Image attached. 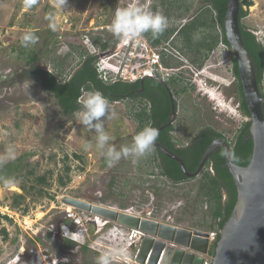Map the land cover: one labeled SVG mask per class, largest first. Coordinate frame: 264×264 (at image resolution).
<instances>
[{
	"label": "rangeland",
	"instance_id": "obj_1",
	"mask_svg": "<svg viewBox=\"0 0 264 264\" xmlns=\"http://www.w3.org/2000/svg\"><path fill=\"white\" fill-rule=\"evenodd\" d=\"M86 1L67 0L70 11L67 8L61 11L55 7L56 0H0V154L11 143L15 146V159L22 157V164L34 169L36 175L46 174L48 183L46 196H25L15 208L11 206L12 197L22 194L19 188L22 180L0 186V215L11 221H0V264H49V260L78 264L82 251L79 246L87 250L84 253L86 264H96L98 255L115 247L127 248L135 260V249L130 246L136 245L138 232L113 223L99 228L92 222L93 215L67 205L64 202L67 198L115 210L129 209L131 213L133 210L149 212L153 220L160 222L170 218L180 228L210 230V202L199 195L200 174L175 185L159 176L150 161L151 153L139 159L121 158L109 166L95 148L94 131L82 126L74 114H61L54 99L24 75L30 52L36 53L38 66L53 74L59 82L77 70L82 56L96 58L94 66L99 63L108 71H105L110 79L108 83L131 82L139 79L144 71H153L144 67L145 54L150 51L146 50L142 39L129 40L128 47L122 46L126 40L114 36L110 26L115 11L129 3L145 7L148 1L153 6L152 11L164 14V8L159 5L161 0H110L115 11L108 12L107 22L102 18L103 12L98 13L102 9L98 8V3L103 0H88L85 6L92 10L81 8ZM251 2L241 23L264 44V0ZM202 6L200 0H185L179 12L172 10L168 16V27L178 29ZM53 21L55 30L49 26ZM28 31L33 32L38 41L24 47L22 38ZM100 42L106 45L104 50ZM176 45L177 49L169 51L178 57L176 60L181 65L195 73L194 83L200 88V92L189 94V105L204 108L207 120L200 124L211 125L232 142L248 118L238 111L231 52L218 45L208 54V62L198 66V60L183 50L179 40ZM21 46L23 49L19 50ZM151 58L157 62L155 54L148 60L150 65ZM192 59L196 62H190ZM203 68L205 71L200 73ZM261 91L264 93V72ZM85 92L82 91L80 104ZM111 107L117 115L105 120V130L113 137L110 143L117 149L130 146L138 132L133 114L140 105L125 98L111 103ZM86 142L92 145L87 150L84 148ZM66 167L69 168V181L60 186L59 178L66 181ZM61 225L76 234L64 238ZM64 240L74 245L67 246Z\"/></svg>",
	"mask_w": 264,
	"mask_h": 264
},
{
	"label": "trees",
	"instance_id": "obj_2",
	"mask_svg": "<svg viewBox=\"0 0 264 264\" xmlns=\"http://www.w3.org/2000/svg\"><path fill=\"white\" fill-rule=\"evenodd\" d=\"M184 1L185 0H163L161 4L164 10L167 11L181 10L180 8L182 7V3ZM200 2L203 5L200 11L178 28L179 38L182 46L187 49L188 53L194 55V58L198 60V66L201 65L200 56H208V54L211 53L216 48V46L218 47V45L227 48L231 52L223 28V21L228 0H200ZM176 3L178 4L177 7L174 6ZM251 5V0H240L238 23L243 45L249 53L256 72V81L259 92L264 99V93L261 91V82L264 72V44L257 39L256 35L252 31L247 29L241 23V20L247 15V10L245 9H248ZM105 46V44L100 42V48L102 50L105 49ZM18 48L19 50L23 49V46ZM9 50L11 53H13L12 47H10ZM81 53L83 54V52ZM231 55V72L233 78L236 81L234 94L238 102V111L241 115L248 118V120L239 127L236 136L234 137L231 144H229L230 159L234 165L246 167L250 161L252 153V138L249 131L250 116L239 81L236 59L232 52ZM95 60L96 58L94 56H88L84 61H82V63L79 62L80 66L76 71L73 72L72 75H70L65 81L59 82L53 74L42 70L38 66L39 59L36 53L30 52L25 61V63L29 66L23 73L26 78L38 83L41 90L46 92L54 99L58 109L63 115H72L79 110L81 107V104H79V99L81 97L82 91H100L110 101V103H112L122 100L125 97L121 96L122 94L128 93L130 90L136 89L138 87V81L104 84L102 80L100 81V79H96L97 73L94 66ZM196 60L192 59L194 63ZM164 65L168 66V63L164 62ZM135 96L133 95L131 97L134 98ZM139 105V110L133 114V120L137 123V131L142 129V126L146 122L147 118L154 120V118L157 116V112H155L157 111L155 106L156 104L152 106V114L150 115H146L147 113L145 111V107H143L141 103H139ZM208 133L211 134V137L206 139L207 136L210 135ZM203 135L204 141L201 144H195V146H190L186 150L175 151L174 155L182 160L185 169L189 172L195 171L204 151L214 139L225 140L223 135L216 130L209 132L206 131V133L202 134V137ZM196 141L197 140H194L195 143ZM224 153V149H219L217 152L212 153L201 169V173H199L201 176L199 195L206 197L210 202L209 216L212 223L209 226V232H216V241L208 253L209 256L212 257L214 255L215 245L219 239L220 231L223 228L225 222L231 216L237 201L236 187L232 176L225 165ZM159 156L161 159H164L161 161L162 164H159V161H156V157L154 155L153 158L156 162L155 168L159 169L160 173L166 176L172 182L181 183L184 181L193 180L195 178H187L185 175H183L182 170L174 160L166 158L162 154H159ZM74 157L77 160H80L79 156L74 155ZM21 158L7 162L2 167H0V186L3 187L8 185L5 183V181L8 179L14 180L16 182H20V179L22 180V184L20 182L19 187L22 191V194H16L12 197L11 206L13 208L18 207L25 196L43 197L47 195V175H36L34 169H28L22 164ZM65 173L66 181H64L62 178H59L60 186H64L66 182L69 181L67 175L69 173L68 167L65 168ZM1 220H7L8 222H11L10 219L5 215H0V221ZM1 232L5 235L4 229H2ZM67 242V246H69L71 241Z\"/></svg>",
	"mask_w": 264,
	"mask_h": 264
},
{
	"label": "water",
	"instance_id": "obj_3",
	"mask_svg": "<svg viewBox=\"0 0 264 264\" xmlns=\"http://www.w3.org/2000/svg\"><path fill=\"white\" fill-rule=\"evenodd\" d=\"M240 0H228L223 21L226 40L236 59L239 81L249 112L252 138L251 158L246 167L231 162L230 149L223 141H214L204 151L193 173L188 172L181 159L161 149L174 160L186 177H197L209 156L219 147L229 155L225 165L234 181L237 201L229 219L220 231L215 245L212 264H264V117L263 103L252 60L243 45L238 13ZM159 149V147H157ZM64 202L80 210L102 215L130 230L142 232L146 237L136 256L138 264H202L200 255L207 253L208 234L120 214L91 205L82 200L67 198ZM189 248L183 252L174 246Z\"/></svg>",
	"mask_w": 264,
	"mask_h": 264
},
{
	"label": "flooded vegetation",
	"instance_id": "obj_4",
	"mask_svg": "<svg viewBox=\"0 0 264 264\" xmlns=\"http://www.w3.org/2000/svg\"><path fill=\"white\" fill-rule=\"evenodd\" d=\"M77 1L80 3L82 0H77ZM162 1H159L160 6H162L161 4ZM87 3H88V0L85 2V4L82 5L81 8L87 7V9L89 8L92 10L90 6H85L87 5ZM94 3H96V1ZM90 4H93V3L91 2ZM98 5H99L98 8L102 7L101 10L99 9L98 13L100 14L101 12H103L102 18H104V20H106L107 22V19L109 17L108 12L110 11V13L111 12L114 13L115 8L112 7V5L110 4V0H103V2L99 1ZM149 7L152 10L153 8L152 4L149 5V3L147 2V8ZM177 11L179 12V10ZM163 13H164L163 15L166 18H168V16L172 13V10L170 11L164 10ZM100 28L102 27H98V29ZM178 30L179 29H173L172 27H167L166 30L162 34H160L157 38H153L150 33H146L142 37H140L143 43L145 44L146 50L150 51V53L145 54L146 61L144 62L145 63L144 67L146 70L152 69L154 73L147 74L146 76H142L141 78L136 79V81H138L139 83L138 87L136 89L130 90L128 93H124L121 95V96H125L123 99L126 98L128 100H134L138 103H141L143 107H145V111L147 113L146 115L152 114L151 113L152 106L156 104L155 106L157 108V111L155 112H157V116L154 118V120H150L149 118H147L146 122L142 126L143 128L144 126L151 124L153 127H156L159 129L158 139L155 142L154 150L151 152V160L149 159L154 166L156 164L153 158L154 155L156 157V161H159V164H162L161 161L162 159H164V158L161 159L159 154H162L164 157L171 159L166 154H164L161 149L174 155L175 151L177 150H186L190 146H195V144H201L204 141V135L202 137V134L206 133V131L209 132V131L215 130L209 124H204V125L200 124L201 121L207 120V115H206V112L204 111L205 110L204 108H201L198 105H194V107H192V105H189L190 103L189 94H191V92H195L196 90L200 92V88H198L197 85L194 83V80H196L195 73H193L192 70H190L188 67L181 65V63L176 60L178 57L169 51V49L178 48L176 45V41L177 40L180 41ZM180 44L182 46L181 42ZM182 48L184 51L186 50L185 52H187V49L184 46H182ZM155 54L157 55V62H156L157 64H153L152 63L153 59L151 58V63L153 65H156V66H153L152 64L150 65V61L148 60L150 57H153ZM204 57H205L204 55H201L200 61H201V64L203 63L205 65L208 62V56H206L205 58ZM86 58L87 57L82 56L81 63ZM171 59H172V63H170ZM154 60L156 61L155 58ZM164 62H167L168 66H165ZM190 62L194 63L192 60ZM205 67H208V66H205ZM204 68L200 70V73H203L205 71ZM96 79H99L98 76L96 77ZM116 82H124V81L116 80V81H113L112 83L104 82V84H114ZM133 95L134 96L136 95V96L132 98L131 96ZM64 116H69V115H64ZM210 137H211V134L208 135L206 139ZM194 140H197L196 143L194 142ZM225 140L214 139L211 143H213L214 141H223L228 145L230 149L229 144H231V141H228L227 139ZM157 147H159V149ZM219 149H223V147L217 148L214 152H217ZM157 170L161 178H165L169 182L175 185L180 184V183L172 182L166 176L162 175L159 169ZM193 172H190V173H193ZM187 178H192V177H187ZM101 205L102 204L96 205V206L103 208V209L115 211L120 214H126V215L130 214V216H134L139 219H144L148 221H153V222L158 223L159 225H168V226H174L176 228H180L177 225H175L171 220H169L170 218L169 219L167 218L166 221L157 222L151 218V213L149 212L133 210V212L131 213L129 209L115 210V209H111L110 207H104ZM74 209L79 210V211H84V210H80L77 208H74ZM86 212L94 216L93 217L94 219L92 222L95 225H97L99 228L100 227L102 228L111 223L122 226L117 222L108 220L102 215L96 216V214H92L91 212H88V211ZM101 220L104 222V226H103V222H100ZM181 228L185 229L186 231H190L192 235L195 232H201L204 234L209 233V231L205 232V231H199V230H195L191 228L190 229L184 228V227H181ZM145 237L146 235L144 233L138 237V241H136L135 236L131 237L133 240L135 239V242H137L135 246H133V244L132 246H130V247H134L135 250L133 251V253H135L136 256L142 244V240ZM66 243L68 242L66 241ZM72 245L74 244L71 243V246ZM174 247L182 250L185 253L191 252L190 249L186 247L182 248L179 246L178 248V246L176 245ZM211 247L212 246L210 245L207 246L208 253L210 252ZM79 249L82 251H80V255L78 257V260L79 261L81 260V263L79 262L78 264H86V262L84 261V253L87 250L85 249V247H82V246L81 247L79 246ZM206 255L208 254L206 253L200 256L204 260ZM49 261H50L49 264H70L68 260L58 261V262H55L53 260H49ZM132 261H133V264H137L136 260L132 259ZM43 262H45V260H43ZM38 264H43V263L38 262ZM45 264H48V263L45 262Z\"/></svg>",
	"mask_w": 264,
	"mask_h": 264
},
{
	"label": "clouds",
	"instance_id": "obj_5",
	"mask_svg": "<svg viewBox=\"0 0 264 264\" xmlns=\"http://www.w3.org/2000/svg\"><path fill=\"white\" fill-rule=\"evenodd\" d=\"M55 7L61 11L66 8L70 11L67 0H56ZM49 19H52L51 16ZM49 26L55 30L54 21ZM167 27L168 19L163 14L153 12L139 3H129L126 7L118 8L115 11L110 30L117 38L133 40L142 37L146 33H150L153 38H157ZM22 39L24 47L38 41V37L31 31L26 32ZM74 115L82 126L89 131H94L96 134L95 148L105 158L109 166H112L121 158L134 157L139 159L151 153L159 136V129L148 124L134 135L130 146L124 145L117 149L114 144L110 143L113 137L105 130V120L113 119L117 114L112 110L110 101L97 90L85 92L81 107ZM90 147L92 145L86 142L84 145L85 150ZM224 155L229 154L225 152ZM15 157V146L10 143L4 153L0 154V167L8 161L14 160ZM5 183L11 185L15 181L8 179ZM61 230L64 238L76 234L70 233L66 225H61ZM96 264H133L132 254L125 247H115L98 255Z\"/></svg>",
	"mask_w": 264,
	"mask_h": 264
},
{
	"label": "built area",
	"instance_id": "obj_6",
	"mask_svg": "<svg viewBox=\"0 0 264 264\" xmlns=\"http://www.w3.org/2000/svg\"><path fill=\"white\" fill-rule=\"evenodd\" d=\"M153 61H155V60L153 59ZM98 70H99V72L102 71V69L99 66H98ZM105 75L106 74L103 71L99 74L100 79L104 82H106L107 80H110L109 76H108V78H105L104 77ZM207 239H208V245L212 246L214 244V242L216 241V232L215 231L209 232ZM207 254H208V252H207ZM212 260H213V257L209 256V254H208L205 256L202 264H212Z\"/></svg>",
	"mask_w": 264,
	"mask_h": 264
},
{
	"label": "bare ground",
	"instance_id": "obj_7",
	"mask_svg": "<svg viewBox=\"0 0 264 264\" xmlns=\"http://www.w3.org/2000/svg\"><path fill=\"white\" fill-rule=\"evenodd\" d=\"M162 1V0H161ZM148 2V1H147ZM146 6L145 7H147V3L145 4ZM122 40V39H121ZM122 42V41H121ZM123 45L122 46H126V47H128L129 46V40H126V43H122ZM134 57V56H133ZM132 57V58H133ZM152 63L153 64H156V61H152ZM96 65V67H95V70H96V73H97V76H98V78L100 79V77H99V74L103 71L104 73H105V71L106 72H108L106 69H102V67H101V65H99V63L98 64H95ZM98 66L102 69V71L101 72H99V70H98ZM152 72H154V71H151V72H148V71H144L143 73H142V75H141V77L142 76H146L147 74H151ZM105 78H108V75H105L104 76ZM119 77L120 78H123L124 79V75L123 74H120L119 75ZM140 77V78H141ZM100 81H101V79H100ZM134 81H136V79L134 80ZM134 81H131V82H134ZM104 82V81H103ZM107 82V81H106ZM81 99V98H80ZM80 99H79V101H80ZM81 103V101L79 102V104ZM97 216V215H96ZM100 222H103L102 220L100 221ZM103 225H104V222H103ZM136 232H138L139 234V236H140V234H143L142 232H139V231H136ZM213 232V231H212ZM138 264V263H137Z\"/></svg>",
	"mask_w": 264,
	"mask_h": 264
}]
</instances>
